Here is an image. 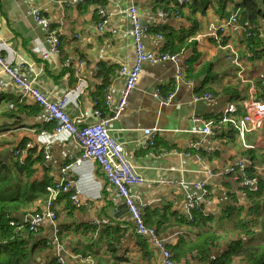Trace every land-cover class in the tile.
<instances>
[{"label": "crops", "instance_id": "obj_1", "mask_svg": "<svg viewBox=\"0 0 264 264\" xmlns=\"http://www.w3.org/2000/svg\"><path fill=\"white\" fill-rule=\"evenodd\" d=\"M256 1L264 13V1ZM218 2L214 0L206 8L185 6L181 17L166 18L162 14L174 8V0H88L79 4L77 0H0L3 57L24 73L49 103L66 100L67 114L85 125L97 122V110L103 117L113 116L123 100L127 80L120 71L122 67L132 68L136 62L129 14L132 6L151 30L143 39L145 51L178 56V66L172 62L145 64L124 112L109 125L111 136L123 144L130 164L145 180L131 189L144 220L172 250L177 264H209L221 258L227 250V238L219 240L216 248L212 246L215 241L206 243V238L223 235L231 218L249 217L250 191L231 171L238 160L253 156L264 180L263 128L248 135L255 149L247 152L238 136H232V129L216 126L218 134L212 137L203 134L204 123L195 120H217L231 103L238 104L248 94L246 85L236 78L228 50L209 36L210 26H223L232 17L239 19V7L246 0H229L221 15ZM33 12L57 32L62 44L59 55L43 58L46 33L35 22ZM102 13L109 23L100 31ZM244 28L240 21L226 28L228 44L239 48V52L245 47ZM257 28L264 35V15L257 20ZM158 35L164 39H158ZM242 58L246 60L248 78L255 84L264 81V59L249 61L243 52ZM181 66H189V70L185 80L176 83L177 68ZM157 88L165 96L173 95L170 105H161L154 98ZM206 94H212L214 101L196 100ZM53 128L49 113L32 98H23L11 77L0 69V156L10 153L3 162L16 161L14 153L32 144L34 157L41 158L35 180L55 183L66 179L80 205L76 206L68 195L58 204V244L53 243L54 227L47 219L31 237L27 230L20 233V240L28 242L31 249L27 264H51L59 258L65 264H164L152 239L138 235L123 198L94 161L73 166L66 175L62 173L81 149L67 135L44 144L41 132ZM146 129L159 131L154 148L148 147ZM198 143L201 147L197 150ZM202 184L204 187H200ZM45 212V203L39 201L18 221ZM194 214L198 220L192 223ZM109 228L124 230L112 251L108 238L102 237Z\"/></svg>", "mask_w": 264, "mask_h": 264}, {"label": "built area", "instance_id": "obj_2", "mask_svg": "<svg viewBox=\"0 0 264 264\" xmlns=\"http://www.w3.org/2000/svg\"><path fill=\"white\" fill-rule=\"evenodd\" d=\"M52 2L64 3L65 0H51ZM88 0H77V3H82ZM96 1V0H92ZM200 0H174V4L180 5H192ZM130 19L132 22V34L134 38V45L136 51V62L132 68L122 67L120 74L126 77V90L123 95L118 110L111 117H103L101 110L95 112L97 122L85 125L81 120L73 119L67 114L65 108L67 101L64 100L58 104L49 103L46 97L41 94L33 85L28 81L24 73L17 70L11 62H9L0 52V69L3 70L8 76L11 77L14 84L20 89V94L23 98L30 97L36 104L45 109L49 113V122L53 124V131L41 132V137L44 140V144L50 143L52 140L61 136L67 135L75 140L81 151L79 156L72 162V164L64 167L62 173H66L73 166H81L85 162L94 161L104 174L107 181L114 186L133 218L138 235L142 237H149L152 239L156 249L160 252L164 264H177L175 255L171 249L168 248L164 240H162L158 232L151 227H148L144 220L143 210L140 205L137 204L131 189L135 185H142L145 183L144 178L136 173L134 167L130 164L123 144L119 143L110 134L109 125L112 121L120 118L127 106V98L137 88L142 69L145 64H156L163 62H172L178 66V56L175 54L159 53L150 54L145 51L143 39L145 36L151 33V30L146 27L140 19L138 9L131 7L129 9ZM34 20L46 33L44 43L47 45L46 52L43 54L44 59H48L53 55H59L61 52V40L57 32L51 27V24L46 21L38 12H33ZM164 17L175 18L181 17L180 12L175 11L172 14L169 12H163ZM109 23V18L102 13V18L98 27L100 31H103ZM239 21L237 17H232L229 22L223 26H210L209 36L213 38L214 42L224 49L228 50L229 57L233 66L236 69V78L241 85H246L247 96L239 100V103H231L225 113L217 120L203 121L200 118L195 117L196 121L204 123L203 134L212 137L217 136L216 126H224L234 130L238 139L242 144V148L245 151H252L255 146H252L248 142V135L258 132L264 127V102L258 99V89L255 83L248 78L247 68L242 58V52H245V48L240 47L237 49L232 45H223V39L226 36V28L231 25H238ZM250 29V30H249ZM256 30L255 27L244 28V31L248 37L251 36V31ZM158 39L163 40L161 35L157 36ZM259 38L264 41V35L259 33ZM251 54L246 53L245 57L248 58ZM246 61V60H245ZM189 70V66L178 67L176 73V83H180L185 80L186 72ZM248 84V85H247ZM154 98L160 102L161 105H170L173 95L165 96L162 93L161 88H157L154 92ZM212 94L203 95L202 98L196 97V100H205L206 102L214 101ZM12 107V106H11ZM241 108V109H240ZM159 131L155 129H146L144 134L148 138V147L154 148L156 145V133ZM33 147L32 144H28L24 149H18L14 154L16 161L23 165L26 161V155L28 150ZM197 150L201 147V144H196ZM176 154H180L175 151ZM153 155V153L151 154ZM163 155H166L163 154ZM190 156L189 153L186 154ZM48 159V156L46 157ZM233 173H237L245 188L250 192L256 193L260 189L261 179L259 178L258 169L252 156L249 154L237 161L235 166L231 170ZM204 187V184L200 185ZM47 200L45 202L46 212L34 213L29 218L21 222H12L11 226L16 227L18 231L27 230L31 234L38 232V227L45 219L49 220L54 227V241L58 244L61 228L59 224L58 216V204L62 200L63 196H69L70 199L80 206L77 202V194L72 193V184L67 182L66 179H61L58 182L52 183L47 186ZM195 208V204L192 206ZM59 264H65L64 259L59 258L57 261Z\"/></svg>", "mask_w": 264, "mask_h": 264}, {"label": "trees", "instance_id": "obj_3", "mask_svg": "<svg viewBox=\"0 0 264 264\" xmlns=\"http://www.w3.org/2000/svg\"><path fill=\"white\" fill-rule=\"evenodd\" d=\"M213 2L214 0H200L188 6H203L206 8ZM228 2L229 0H219L218 6L220 9L218 14L221 15L226 11ZM185 6L176 3L173 6L174 8L167 12L172 14L178 11L182 15V9ZM239 9L240 16L238 20L240 24L245 28H256V30L251 31L250 37L245 35L243 44L246 52H243L244 56L249 51L252 55L248 57L249 61L264 59V44L259 38L257 28V20L264 13L256 0H246ZM245 10L250 14V22L244 12ZM222 44H228L227 38L223 39ZM102 76L107 78L105 73H102ZM256 86L258 99L264 102V81H258ZM262 130L264 136V127ZM235 133L232 130V136ZM28 155L23 165L15 160L6 164L0 156V264H27L31 256V249L28 247L29 243L20 240L19 236L22 231H18L16 227L11 226V223L19 222L21 215L26 213L32 204L39 201L45 203L48 197L46 188L52 184L50 180H35L38 171L36 165L41 158L34 157V149L29 150ZM252 158L253 160L255 159L253 156ZM259 178L261 179V177ZM249 194L252 203L251 208H249V217L241 220L231 218L232 223L224 228L225 230L222 231L223 235H210L209 238H206V243L215 241L212 245L214 248L218 247L219 243L217 242L219 240L227 238V250L222 254L221 258L210 261L209 264H264V180L261 179L258 192H249ZM233 211L230 212L231 217L234 216ZM197 220L198 217L194 214L192 223ZM122 231L124 230L109 228L102 232V237L108 238L109 250L112 251L115 242H119V238L122 237ZM112 233L113 237H110ZM28 234L29 237L33 235L31 233ZM205 258L207 259V257ZM51 264L59 263L53 261Z\"/></svg>", "mask_w": 264, "mask_h": 264}, {"label": "water", "instance_id": "obj_4", "mask_svg": "<svg viewBox=\"0 0 264 264\" xmlns=\"http://www.w3.org/2000/svg\"><path fill=\"white\" fill-rule=\"evenodd\" d=\"M246 14H247V16H248V21L250 22V14L248 13V11L247 10H245L244 11ZM199 103L200 104H202V102L201 101H199ZM10 155V153H8L4 158H3V161H5L6 160V158L8 157ZM127 208V207H126Z\"/></svg>", "mask_w": 264, "mask_h": 264}, {"label": "rangeland", "instance_id": "obj_5", "mask_svg": "<svg viewBox=\"0 0 264 264\" xmlns=\"http://www.w3.org/2000/svg\"><path fill=\"white\" fill-rule=\"evenodd\" d=\"M240 90H241V89H240ZM242 93L244 94L243 90H241V92L239 93V95H241V96H242V95H243Z\"/></svg>", "mask_w": 264, "mask_h": 264}, {"label": "bare ground", "instance_id": "obj_6", "mask_svg": "<svg viewBox=\"0 0 264 264\" xmlns=\"http://www.w3.org/2000/svg\"><path fill=\"white\" fill-rule=\"evenodd\" d=\"M169 54V53H168Z\"/></svg>", "mask_w": 264, "mask_h": 264}]
</instances>
